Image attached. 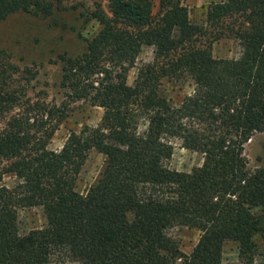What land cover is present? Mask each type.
I'll return each instance as SVG.
<instances>
[{
	"label": "trees",
	"instance_id": "16d2710c",
	"mask_svg": "<svg viewBox=\"0 0 264 264\" xmlns=\"http://www.w3.org/2000/svg\"><path fill=\"white\" fill-rule=\"evenodd\" d=\"M155 7L109 0L108 13H83L100 28L81 54L59 55L65 108L23 100L13 89L21 69L0 54V264H225L229 242L245 264L264 256V169L245 155L264 133V0L212 3L201 23L182 0ZM55 9L53 0H0V22L17 13L54 18ZM213 34L236 40L240 56L214 57ZM145 47L155 58L129 85ZM181 80L194 90L176 104L163 85ZM81 101L104 110L100 123L50 150L67 105ZM175 143L202 155V165L172 169ZM93 150L104 165L81 192ZM5 176L18 182L8 187ZM34 207L47 224L23 234L19 211ZM175 228L199 232L190 254Z\"/></svg>",
	"mask_w": 264,
	"mask_h": 264
},
{
	"label": "rangeland",
	"instance_id": "374dc122",
	"mask_svg": "<svg viewBox=\"0 0 264 264\" xmlns=\"http://www.w3.org/2000/svg\"><path fill=\"white\" fill-rule=\"evenodd\" d=\"M222 0H182L184 6L191 11L196 22H203L207 8L212 3ZM155 2V14L158 12L159 0ZM56 7L54 18H42L26 13H17L4 22H0V54L9 55V61L20 67L21 72L16 74L15 86L24 99L39 101L48 106H63L66 101L64 91L60 88L61 63L59 55L68 54L77 56L86 48L85 39L91 38L100 28L97 21L89 20L83 16L90 14L98 6L108 13L109 0H53ZM216 32V30H214ZM213 34L211 49L214 57L221 59L238 58L241 48L238 42L231 38H222L214 41ZM154 48L145 47L137 63L128 73V84L133 85L138 74V68L145 63L153 62ZM30 71L35 77L28 74ZM32 78V79H31ZM28 79H31L30 82ZM165 94L178 103L182 97L194 90L190 80L176 82L165 81L163 85ZM69 106L68 117L56 131L49 149L59 151L64 146L73 131H80L84 126H97L104 114L99 107L81 101ZM63 108H65L63 106ZM26 106L18 107L15 113H22ZM4 124L1 122L0 128ZM245 155L253 169H264V133L256 134L245 146ZM203 163L202 155L186 150L175 143V150L170 167L182 172H191ZM104 165V157L96 151H91L78 180V190L84 192L99 177ZM17 179L5 176L2 184L14 187ZM47 224L43 209L34 207L19 211V227L25 234L33 229L44 228ZM171 235L180 242L182 250L190 254L199 240V232L187 228H175ZM264 250V243L261 244ZM223 261L225 264H245L239 258L238 245L229 242L224 247ZM67 264H77L70 262ZM254 264H264V256L257 255Z\"/></svg>",
	"mask_w": 264,
	"mask_h": 264
}]
</instances>
